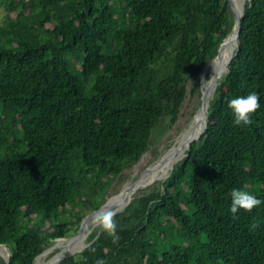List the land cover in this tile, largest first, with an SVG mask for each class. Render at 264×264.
Returning a JSON list of instances; mask_svg holds the SVG:
<instances>
[{
	"label": "trees",
	"instance_id": "16d2710c",
	"mask_svg": "<svg viewBox=\"0 0 264 264\" xmlns=\"http://www.w3.org/2000/svg\"><path fill=\"white\" fill-rule=\"evenodd\" d=\"M0 8V245L10 264H35L108 201L159 124L176 123L189 81L194 94L235 21L229 0H0ZM253 91L261 105L253 123L234 126L228 99ZM207 120L162 185L113 217L117 243L99 228L59 264H264V203L235 218L228 211L233 188L264 200V0H246Z\"/></svg>",
	"mask_w": 264,
	"mask_h": 264
},
{
	"label": "rangeland",
	"instance_id": "374dc122",
	"mask_svg": "<svg viewBox=\"0 0 264 264\" xmlns=\"http://www.w3.org/2000/svg\"><path fill=\"white\" fill-rule=\"evenodd\" d=\"M5 15H6V9L5 8H0V25L4 22L5 20ZM232 17L235 21V15L232 13ZM49 26H52L49 24ZM211 65V63L205 67L208 68ZM205 68L203 71L202 77L199 79V84L198 87H196V91L194 94L191 93L192 87L195 85L196 78H192L189 81V89H188V95L187 98L183 104L181 114L179 119L176 121L174 124H170V121L168 118L164 119L159 126L155 129L153 138H152V144L150 149L142 156L140 161L136 163L134 166L131 168L127 169L126 172L123 174V177L120 181H117L112 188L110 192V197L107 202L113 201L115 198L119 196V194L128 186H130L132 183H134L136 180L139 178H142L143 173L157 160L159 159L163 154H165L167 151H169L172 147V145L175 143L176 139L181 136L183 132H185L193 120V118L197 115V112H199V107L201 105V96H202V90L205 87L206 80L203 79V76L205 74ZM208 78H210V73L208 75ZM209 80L207 79V82ZM196 86V85H195ZM169 166L165 169L159 170L156 172L151 181L145 183L143 186L137 188L136 192L133 194V198L135 196H142L145 193L152 192L156 187L161 186L163 181L168 177V171L167 169ZM161 172H166L165 175L160 176L157 179H154L156 174L161 173ZM132 198V199H133ZM132 201V200H131ZM130 201V202H131ZM121 204L113 205L110 208L103 210L99 213H103L106 211H114V209H120L118 212L123 211L125 208ZM123 208V209H122ZM97 215V214H96ZM94 215L91 220L89 221L87 225V232L85 235V244L88 243L89 241V236L92 232L96 231L99 229L97 225L94 223ZM79 232V231H78ZM78 232H75L74 235H76ZM73 235V236H74ZM71 237H68L67 239H70ZM68 241L63 240V239H58L55 244L52 246L48 247L44 253L36 259L35 264H37L39 261L40 264H45L46 262L50 261L54 256L59 254L63 249L67 248L68 249ZM84 244V245H85ZM74 245V243H72ZM83 245V246H84ZM71 246V245H70ZM80 247L71 253L78 254L80 253L79 251L83 248ZM47 254L43 256L45 253ZM0 256L5 258L6 260L11 256V251L9 247L6 245L3 246V249L0 250Z\"/></svg>",
	"mask_w": 264,
	"mask_h": 264
},
{
	"label": "bare ground",
	"instance_id": "6f19581e",
	"mask_svg": "<svg viewBox=\"0 0 264 264\" xmlns=\"http://www.w3.org/2000/svg\"><path fill=\"white\" fill-rule=\"evenodd\" d=\"M245 4H246V0H235V6L238 12H243L245 8ZM236 36H237V30L235 29L232 33V37L230 39L228 48L225 50V52L218 59H215L213 62H211V65L208 68H205L206 83L203 89L204 92L209 89L208 82H207L209 73H210V85L215 75H218L219 78L225 75L227 71V67L229 65V61L234 56L236 49L238 47V41H237ZM203 126H204V121L202 120V112L199 110V112H197V115L193 118V120L189 124L187 130L183 132L181 136H179L176 139L171 149L167 151L165 154H163L159 159H157L143 173L142 178H139L134 183H132L130 186L126 187L119 194L117 198L109 202L111 206L117 205V204H121L125 206L124 204L125 199L132 186H135L136 188L143 186L145 183L151 181L153 175L156 172H158L159 170L165 169L168 166L169 168L167 169V171H168V176H169L171 174V171L174 169L175 165L187 155L188 145L197 140L198 136L200 135L203 129ZM72 242L74 243V247L71 250H69L70 252L76 250L77 248H79L85 243V236L74 239ZM2 249L3 248L0 247V250ZM46 254L47 252L43 256H45ZM39 262L37 264H40Z\"/></svg>",
	"mask_w": 264,
	"mask_h": 264
},
{
	"label": "clouds",
	"instance_id": "9594fccd",
	"mask_svg": "<svg viewBox=\"0 0 264 264\" xmlns=\"http://www.w3.org/2000/svg\"><path fill=\"white\" fill-rule=\"evenodd\" d=\"M260 96L253 91L247 95H237L229 98L227 101V109L232 117L234 126H248L253 123L252 116L258 108H260ZM229 213L235 218L240 211L251 212L254 208L264 203V200L242 188H233L230 191ZM116 215L114 211H106L98 213L94 217V223L103 232L111 238L113 243H117L120 239L117 233V225L113 219ZM95 251V249H92ZM96 264H105L102 257L96 259Z\"/></svg>",
	"mask_w": 264,
	"mask_h": 264
},
{
	"label": "water",
	"instance_id": "95a60500",
	"mask_svg": "<svg viewBox=\"0 0 264 264\" xmlns=\"http://www.w3.org/2000/svg\"><path fill=\"white\" fill-rule=\"evenodd\" d=\"M229 1H230V5H231L232 12H233L234 15H235V27H234V29L231 31V33H232L235 29L237 30V36H236V38H237V41H238V47H239V44H240V32H241V30H242V18H243L244 13H245V8H244L243 12H238L237 9H236L235 4H234V2H233V0H229ZM247 1H248V0H247ZM231 33H230V34H231ZM230 34L224 39V41H223L222 44L220 45V47H219V52H218V54L216 55V57H215L214 59H218V58L220 57L221 49H222V47L224 46V44L226 43V40L228 39V37L230 36ZM238 47H237V49H238ZM233 58H234V56H233V57L231 58V60L229 61V64H230V62L232 61ZM214 59H213V60H214ZM213 60H212V61H213ZM228 69H229V65H228V67H227V71H228ZM227 71H226V73H227ZM226 73H225V74H226ZM205 77H206V74H204L203 79H205ZM222 78H223V76H222L221 78H219L218 75H215V77L212 79V82H211V85H210L209 89H208L207 91H205V92L202 90L201 105H200V107H199V110L202 112V120L204 121V128H203L201 134L199 135L198 140L203 136V134H204L205 131H206V126H207V122H208L207 118H208V113H209V109H210V105H211V100L214 98L215 92H216L218 86L220 85V83H221V81H222ZM191 146H192V143H190V144L188 145V150L191 149ZM168 177H169V176H168ZM168 177H167V178H168ZM136 190H138V189H137L135 186H132V187L130 188L129 193H128L126 199H125V203H124L125 206H124L123 208H125V207L130 203V201H131L132 198H133V194L136 192ZM110 207H111V204H110L109 202H106V203H105L100 209H98V210H96V211L90 213V214H89L88 216H86V218L83 220L79 232H78L76 235L72 236V238H70V239L63 238V240H67V241H69L68 246H70V245H72V243H73L72 241H73L74 239H77V238H79V237H84V236L86 235V232H87V231H86V230H87V225H88L89 221L91 220V218H92L94 215L98 214L99 212H101V211H103V210H106V209H108V208H110ZM123 208H122V209H123ZM119 210H120V209H119ZM119 210H118V209H114V212L117 213ZM90 244H91V243H89V242L86 243V244L83 246V248H82L79 252L83 251V250H84L87 246H89ZM3 246H4V245H0V247H3ZM43 253H44V252H43ZM43 253H42V254H43ZM42 254H40V255L37 257V259H38ZM71 255H73V254H72L67 248H65V249H63L59 254H57L56 256H54L50 261L46 262L45 264H59L64 258H66V257H68V256H71ZM10 259H11V256L7 259L8 264H10Z\"/></svg>",
	"mask_w": 264,
	"mask_h": 264
}]
</instances>
